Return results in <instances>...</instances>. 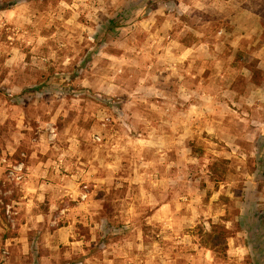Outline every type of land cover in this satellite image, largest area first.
<instances>
[{
    "label": "rangeland",
    "instance_id": "obj_1",
    "mask_svg": "<svg viewBox=\"0 0 264 264\" xmlns=\"http://www.w3.org/2000/svg\"><path fill=\"white\" fill-rule=\"evenodd\" d=\"M4 1L0 264H252L264 0H148L96 54L105 19L136 0ZM214 226L228 231L216 247Z\"/></svg>",
    "mask_w": 264,
    "mask_h": 264
},
{
    "label": "trees",
    "instance_id": "obj_2",
    "mask_svg": "<svg viewBox=\"0 0 264 264\" xmlns=\"http://www.w3.org/2000/svg\"><path fill=\"white\" fill-rule=\"evenodd\" d=\"M148 0H136L133 2H128L126 3V5L123 7L122 11L119 12L115 17H108L105 19L104 25L101 27L100 33H98L96 35V41L97 44L95 46V51L93 52L94 54H96L98 52V50L100 48H102V44H104V42H106L108 39V37H113L115 36L116 30L118 28H121L124 26V23L127 22L128 20H130L134 15L132 12L137 11L139 8H141L144 4V2H146ZM16 4L15 1H11V2H6L4 0H0V11L6 10V9H11L14 5ZM263 10V11H262ZM259 11V16L261 17V22L262 25H264V9H262ZM93 53H91V55H93ZM251 71H253V75H252V81L260 86L263 83V75H262V71L258 68L255 67H251ZM46 85H44L45 87ZM40 88V87H38ZM26 91H23L20 94L15 95V97L13 98V103L18 104L19 101L21 100L22 96L24 95ZM263 159H259L257 162L259 163L258 167V171L255 175V177H264V171L262 170V168L264 167L263 163H264V155L263 157H261ZM263 173H262V171ZM259 212L253 211V210H248L245 213H243L239 219V226L242 230H247V232H251V225L253 221L259 220ZM217 228V232H220L217 235H212L211 233H208V238L209 241L211 242L212 246H218L219 244H221L222 240H224L227 237L228 231L227 229L224 227H218V226H214L213 229ZM220 229V230H219ZM224 233V234H223ZM251 241H250V246H249V253L251 256V260H252V264H258L259 259H260V251L262 250V248L264 247V243H262V241H260V239L258 240L253 239L254 235L251 233L250 235Z\"/></svg>",
    "mask_w": 264,
    "mask_h": 264
},
{
    "label": "crops",
    "instance_id": "obj_3",
    "mask_svg": "<svg viewBox=\"0 0 264 264\" xmlns=\"http://www.w3.org/2000/svg\"><path fill=\"white\" fill-rule=\"evenodd\" d=\"M33 147V146H32ZM34 148V147H33ZM33 151H31V153L28 155V160L29 161H32L33 163H37V159L39 158L38 157V154H37V150L36 149H32ZM39 163V162H38ZM42 163V162H41ZM26 179H29V183H30V181L31 182H33V181H35L34 180V178L31 176V174H29L28 175V178H26ZM30 185V184H29ZM27 199V200H26ZM32 197H28L27 195L25 196V200H26V203H27V206H31L30 205V202H32ZM95 201H100V199H97V200H95ZM24 203H25V201H24ZM163 208H164V205H161V208L159 209V212H161V210H163ZM66 210H69L67 207L65 208V211ZM30 214V211H29V213L27 212V211H24V217L25 218H29L30 216H28ZM33 218H35L36 219V222H37V226H40L41 224H45V222H46V215L44 214V213H42V212H39V211H35V215H33ZM51 222V221H50ZM71 225V224H70ZM70 225L69 226H67V224H65V225H63L62 227H61V229H64V230H66V229H69L70 228ZM25 226H27L28 227V223H25ZM26 247H27V249H26ZM22 249H23V256H22V258L23 259H27L28 258V255H29V253H30V245L27 243V244H24L23 243V245H22ZM66 257V256H65ZM35 258H37V257H35V256H33V262H35ZM45 258V260H47V262H51V263H53V264H57L56 262H57V254H54V251H49L48 252V255L47 256H45L44 257Z\"/></svg>",
    "mask_w": 264,
    "mask_h": 264
}]
</instances>
